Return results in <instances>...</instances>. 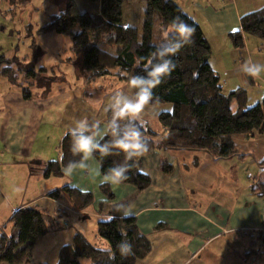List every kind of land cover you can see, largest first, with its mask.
I'll use <instances>...</instances> for the list:
<instances>
[{"label": "crops", "instance_id": "1", "mask_svg": "<svg viewBox=\"0 0 264 264\" xmlns=\"http://www.w3.org/2000/svg\"><path fill=\"white\" fill-rule=\"evenodd\" d=\"M181 2L185 14L200 27L209 45L207 62L218 76L223 94L242 89L246 92V105L252 99L259 103L264 98V71L247 77L241 65L249 59L264 65V41L241 33L243 48L236 50L229 35L240 31L242 17L263 9L264 0ZM55 14L51 13L49 18ZM27 29L30 47L37 54L32 66L29 63L35 78L26 79L14 63V81L0 75V167L14 169L23 177L35 175L36 184L43 178L50 180L51 177H44L45 164L60 161V143L77 121L87 119L90 124L98 125L95 130L103 138L112 119V113L105 110L112 95L117 90L132 95L133 89L127 83V87L111 81L103 85L104 79L114 74L90 80L71 53V44L61 47L60 37L64 36L38 35L40 28L35 32L31 26ZM45 54H50L48 58H53V62L54 57L58 58L57 62L65 67L47 68L43 64ZM99 83L102 85L95 87ZM23 93L29 94V98L25 99ZM231 107L235 111L237 104L233 101ZM170 110L167 105H145L139 118L149 127L150 112L157 121L161 112ZM60 120L65 129L59 132L53 126ZM151 131L159 135L162 132L159 124ZM231 142L235 152L225 158L184 149L153 150L143 155L137 166L149 177L150 185L141 193L130 186L102 182L99 166L89 156L87 168L77 166L71 171L65 168L60 176L65 186L93 195V203L82 213L72 211L66 200V204L60 205V199L47 197L62 187L52 184L42 189L33 187L34 195L25 197L26 186L23 199L19 200L15 195L5 194L0 184V226H6L16 210L28 206L42 211L49 208L47 212L53 221L63 215L59 212L60 206H65L71 216H88L97 222L110 219L112 210L127 209L133 213L129 217L136 220L139 231L151 244L149 254L136 264H264V246L258 244L259 230L264 223V133L233 135ZM102 183L109 184L113 201L102 197L99 192ZM38 203L42 208H38ZM99 203H103L100 211ZM70 224L73 226V222ZM59 237L64 241L55 247L58 252L72 241L71 236ZM95 239L99 241L97 236ZM98 243L105 246L103 242ZM258 252L260 258L255 263ZM87 263L81 261V264Z\"/></svg>", "mask_w": 264, "mask_h": 264}, {"label": "trees", "instance_id": "2", "mask_svg": "<svg viewBox=\"0 0 264 264\" xmlns=\"http://www.w3.org/2000/svg\"><path fill=\"white\" fill-rule=\"evenodd\" d=\"M29 1L18 0L20 5ZM90 1L96 3L95 16L80 13L74 0H62L59 12L51 16L38 30V35L54 33L69 38L70 51L90 80L107 78L114 74L118 80L129 84L131 76L146 74L144 69L156 51L155 46L159 44L162 29L167 28L173 18L179 17L194 29L191 42L171 57L174 68L153 89L152 98L146 104L167 105L171 110L161 112L157 117L162 131L160 135L152 132L147 124L143 125L142 133L148 141V151L143 155L153 150L184 149L205 151L225 158L235 152L231 142L233 135L264 133V98L254 106L247 107L244 90L236 89L223 94L219 78L207 62L210 48L200 27L172 0H145L146 10L140 32L137 28L127 26L122 20L125 0ZM155 24L158 28L157 40L153 35ZM96 25H105L109 30L108 43L116 47L114 54L91 42V31ZM241 33L264 41V8L242 17L240 31L229 35L236 50L243 48ZM15 62L0 55V75L14 81L16 70L12 65ZM17 65V71L23 73L26 79L35 78L30 66ZM134 91L133 89L132 92ZM23 97L28 99L29 94L25 93ZM233 101L237 104L235 111L231 107ZM124 122L126 121H122ZM111 139L113 137L107 129L102 142ZM70 145L71 137L65 135L60 143V161L45 164V178L60 177L70 161L80 159L79 155L72 153ZM118 151L113 150L114 153ZM91 156L99 166L101 177L110 167L124 162L123 153L103 156L94 152ZM142 156L128 161L126 180L113 183L130 186L139 193L145 191L150 185V179L138 169L137 163ZM99 192L105 201H113L114 196L108 183L100 184ZM262 195L264 196V186ZM47 197L56 201L64 198L68 207L76 213L85 212L94 200L91 193L70 186L54 190ZM98 207L100 211L103 203H99ZM109 216L110 219L97 222L96 234L108 243L110 252L96 248L78 233L73 236L69 245L60 249L56 264H81L83 260L89 264H136L144 259L151 250V244L139 231L136 220L131 217L124 218L120 210H112ZM45 219L46 216L33 206L12 213L8 221L17 231L18 242L12 236L0 235V263L28 262L33 244L47 232ZM124 240L132 244V253L127 256H122L118 249V245Z\"/></svg>", "mask_w": 264, "mask_h": 264}, {"label": "rangeland", "instance_id": "3", "mask_svg": "<svg viewBox=\"0 0 264 264\" xmlns=\"http://www.w3.org/2000/svg\"><path fill=\"white\" fill-rule=\"evenodd\" d=\"M181 1L182 0H175V2L180 5L181 11L183 13H186L185 12L186 10L182 6ZM74 3L77 7V10L80 13H88L91 16L96 15V3L91 2L90 0H74ZM61 7H62V0H30L25 5H20L18 0H0V55L8 58V60L16 61L14 63L16 65L20 64L22 66H26V65L30 66L29 65L30 63L32 66V62L36 60L35 57H37L36 56L37 54L30 47L31 38L28 35L29 32L27 28L31 26L33 28V31L35 32L37 28L42 27L45 23L48 22L51 13L57 14L61 9ZM145 10H146L145 0H125L122 8V20L124 24H126L127 26L137 28L140 32L141 26L143 24ZM91 33L93 34V36H91V42L93 44H95L100 49H103L111 54L115 53L116 47L111 43H108L109 30L105 25L94 26ZM153 35L155 40H157L158 28L156 24L154 25ZM68 39L66 37L65 38L60 37L61 40L60 44L61 45L66 44V47H68L69 44H71V42L69 41L70 39L69 40ZM61 47H63V45ZM63 54L66 53L64 52ZM49 55L48 54L42 55L43 59H45L43 64L46 65L47 68H51L52 70L54 69L57 70L60 67L62 68L65 67V65H63L62 62H57L58 58L54 57L55 61L53 62V58L50 57L48 58ZM17 70H19L18 65H17ZM109 81H111V83L125 85V87H127L126 82L118 80L117 77L104 79L103 85L104 84L106 85ZM254 82L256 85L259 84L256 81ZM98 85H102V83L95 84V87ZM106 88L107 90L109 89L108 87ZM248 95L251 94L248 93ZM256 103H258L257 100L252 99L248 101L247 106L248 107L254 106ZM55 111L59 112L58 109H56ZM148 117L149 118L147 119L149 120L150 123L149 127L151 128V130L153 129L155 131L156 127H158V123L156 120H153V118L151 117V112L148 114ZM53 128L57 129V131L60 132L61 129H65L64 123L62 125V121L60 120L59 124H54ZM29 176L26 175L23 177L20 175V173H18V171L14 169L4 170L3 167H0V184L2 185L3 191L5 192V194L15 195L19 200L23 199L26 186H27V191L25 197L30 194L34 195V193H32V192H36L35 190H32L34 188L42 189V187H48L50 184L59 188L65 186V180H62L61 177H51L48 182L43 178L40 179L42 181L34 184L35 175H33V177L30 176V180L28 184L27 179ZM40 176L41 177L43 176L42 172ZM59 202L62 203L60 205L66 204L64 198H60ZM38 208H42V205L39 203H38ZM60 208L61 210L59 212H61L63 215L59 216L58 218H55L58 220V222H56L55 219L54 221L51 219L49 213L47 212L49 211V208L48 210L46 209L44 211L39 209V211L43 213L44 216H46L45 224L47 227V232L42 237L37 239L36 242L33 244L29 261L25 262L24 264L57 263L56 261L58 259L60 250L58 252L57 248L55 247L58 246L57 245L58 243H62L64 241L60 239L59 236H71L70 238H73L72 236L78 233L83 235L96 248L102 251H108L109 245L105 240L97 237L100 242H103L105 244V246H102V243H98L99 241L96 242L97 241L95 239L97 236L96 219L94 220L88 216H81V217L71 216L69 215V212L66 210L65 206L62 207L60 206ZM72 222H73V226L72 224H70ZM8 224L9 223H7L6 226L5 225L0 226V234L4 233L9 237L12 236L15 239V241L18 242L17 231L11 227L12 226L10 225L11 223L9 225ZM69 241L70 240H68V242ZM258 244L260 246V243ZM262 246H264V241L262 243ZM259 258L260 255L256 256L255 263L259 261ZM83 261L85 262L86 260ZM0 264H6V263H0Z\"/></svg>", "mask_w": 264, "mask_h": 264}, {"label": "clouds", "instance_id": "4", "mask_svg": "<svg viewBox=\"0 0 264 264\" xmlns=\"http://www.w3.org/2000/svg\"><path fill=\"white\" fill-rule=\"evenodd\" d=\"M194 29L179 17L173 18L167 28L162 29V36L151 61L144 69L145 75H133L129 79V85L134 93L129 95L117 90L111 97V102L105 110L112 113V119L108 122V130L113 137L110 141H103L95 130L98 125L90 124L87 119H81L71 127L65 135L71 137L70 149L74 155H79V160L70 161L67 169L71 171L75 167L87 168L88 158L94 152L103 156L119 155L123 153L124 162L110 167L102 177V182L119 183L128 178V161L140 157L148 151V141L142 133L144 121L140 113L151 100L153 89L161 82L163 77L172 71L174 64L171 57L179 52L186 44L191 42ZM7 66V65H5ZM241 70L249 75L257 76L264 71V65L255 63L249 59L241 65ZM122 121H126L122 123ZM118 149V152H113ZM123 209V206H119ZM133 213L124 209L122 216L127 218ZM122 256L132 253V244L127 240L118 245ZM110 252V249H108Z\"/></svg>", "mask_w": 264, "mask_h": 264}, {"label": "built area", "instance_id": "5", "mask_svg": "<svg viewBox=\"0 0 264 264\" xmlns=\"http://www.w3.org/2000/svg\"><path fill=\"white\" fill-rule=\"evenodd\" d=\"M263 239H264V223H263L262 227L259 230V240H258V243H260V246H262ZM258 255H259V252H258L257 256Z\"/></svg>", "mask_w": 264, "mask_h": 264}]
</instances>
